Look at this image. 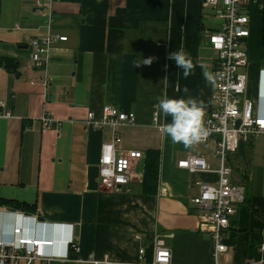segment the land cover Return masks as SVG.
Returning a JSON list of instances; mask_svg holds the SVG:
<instances>
[{
	"label": "crops",
	"instance_id": "0c3cea01",
	"mask_svg": "<svg viewBox=\"0 0 264 264\" xmlns=\"http://www.w3.org/2000/svg\"><path fill=\"white\" fill-rule=\"evenodd\" d=\"M0 2V103L5 104L1 113H11L0 117V201L35 208L0 205V228L11 230L21 223L15 213L22 212L38 217L42 236L56 235L59 241L51 250L62 258L31 264L136 263L141 250L150 263L159 238L174 264H214L211 228L193 204L199 183L218 182L214 142L186 148L153 123L155 114L159 125L171 122L155 107L165 95L203 100L206 113L213 107L212 84L199 63L212 71L214 51L205 31L217 19L203 0H60L50 12L40 0ZM259 13L256 7L249 9L245 43L247 96L254 100L264 95V17ZM50 33L68 40L55 44L48 63L37 68L30 43ZM181 47L197 65L188 78L168 58ZM149 58L151 64L142 63ZM5 60L13 61L12 70ZM105 106L136 117L118 130L117 166L130 172L132 180L114 192L104 191L99 182L101 148L112 131L85 124L89 112L100 117ZM45 116L61 127L44 128ZM151 150L160 152L156 195L142 189ZM189 156L204 158L210 171L180 169L178 162ZM227 163L230 180L243 189L245 199L230 219L229 251L219 264H264V136L241 137ZM71 239L80 252L67 249Z\"/></svg>",
	"mask_w": 264,
	"mask_h": 264
},
{
	"label": "built area",
	"instance_id": "2783aa9c",
	"mask_svg": "<svg viewBox=\"0 0 264 264\" xmlns=\"http://www.w3.org/2000/svg\"><path fill=\"white\" fill-rule=\"evenodd\" d=\"M40 6L51 11L53 4L60 0H40ZM203 7L209 9L217 19L216 25L206 28L207 44L214 51L212 73L221 74L216 84L212 85L211 101L213 107L205 114L204 124L208 129L205 138L199 143L213 140L214 152L220 161L217 184L199 183L200 193L193 199V204L202 211L205 225L211 228V257L214 264H219L223 254L229 251L226 244L227 230L230 219L236 214V205L244 202L243 189L234 185L231 180V168L227 160L230 153H234L239 146L241 137L264 136V112L258 106L260 100L247 96L249 56L245 43L249 38L250 14L249 9L256 7L259 12L264 10V0H203ZM215 29H214V28ZM67 37L48 34L41 39H33L32 61L37 68L44 67L49 60L51 51L58 42H66ZM264 74V69L262 71ZM5 104L0 103V117H10L11 113H1ZM133 113H124L118 109L105 106L100 117L89 112L86 120L87 127L101 130L109 127L112 131L110 142L102 145L99 165V182L101 189L114 192L128 185L132 180L130 172L118 169L117 148L122 139L118 130L122 126L135 123ZM44 128L61 127L60 121L49 116L42 119ZM153 123L159 127V116H153ZM178 167L189 173L209 172L210 166L202 157L189 156L178 162ZM21 223L11 230L7 228V236H3L0 228V264L18 263L25 261L31 264L34 260L49 262L55 257L62 258L61 253L52 252V242L44 233L38 236V225L41 222L37 216H29L22 212L15 213ZM33 224L25 226V223ZM54 227V224L50 225ZM39 231V230H38ZM67 249L80 252V246L75 239L66 241ZM47 249L49 251L47 252ZM264 251V246L261 247ZM145 251L141 250L136 263L126 264H174L172 253L163 238L155 244L153 260H144ZM78 262H83L81 259ZM92 264H115L109 260H92Z\"/></svg>",
	"mask_w": 264,
	"mask_h": 264
},
{
	"label": "clouds",
	"instance_id": "9594fccd",
	"mask_svg": "<svg viewBox=\"0 0 264 264\" xmlns=\"http://www.w3.org/2000/svg\"><path fill=\"white\" fill-rule=\"evenodd\" d=\"M168 58L175 62L177 68L183 70L184 78H188L192 75L197 67L191 56L184 51L183 47L178 51L171 52ZM142 63L151 64L152 58L143 60ZM139 64H137V66ZM199 67L203 70L202 75L205 81L215 85L221 74L212 73L203 62L199 63ZM177 90L179 91V87H177ZM183 91L186 95L189 93V89L186 87ZM263 96L264 95H260L259 97V109L261 112H264L262 105L264 103ZM155 107L162 112L165 117H171V122L161 125L160 131L170 137L173 143H180L186 148H189L201 142L207 135L208 129L204 124L207 106L203 100H198L190 95H188L187 99L169 98L165 95L158 98V103ZM2 232L3 236H7L5 228H3ZM55 236H51L52 238L49 239V241L52 242V246H55L59 241L58 239L55 241Z\"/></svg>",
	"mask_w": 264,
	"mask_h": 264
},
{
	"label": "trees",
	"instance_id": "16d2710c",
	"mask_svg": "<svg viewBox=\"0 0 264 264\" xmlns=\"http://www.w3.org/2000/svg\"><path fill=\"white\" fill-rule=\"evenodd\" d=\"M76 1V0H70ZM1 4V2H0ZM264 17V10L261 12ZM13 61L5 60L4 65L7 68L13 69L12 66ZM159 165H160V152L156 150H151L146 153L145 160V171H144V179L142 184L143 193L147 195H156L158 192L159 185ZM0 205H7L12 208L23 209L25 211L32 210L34 211V207H29L25 204L19 203H10L5 201H0Z\"/></svg>",
	"mask_w": 264,
	"mask_h": 264
},
{
	"label": "water",
	"instance_id": "95a60500",
	"mask_svg": "<svg viewBox=\"0 0 264 264\" xmlns=\"http://www.w3.org/2000/svg\"><path fill=\"white\" fill-rule=\"evenodd\" d=\"M38 10H44L45 11V9H38ZM78 232H79V229H78V227H76V235H78Z\"/></svg>",
	"mask_w": 264,
	"mask_h": 264
},
{
	"label": "bare ground",
	"instance_id": "6f19581e",
	"mask_svg": "<svg viewBox=\"0 0 264 264\" xmlns=\"http://www.w3.org/2000/svg\"><path fill=\"white\" fill-rule=\"evenodd\" d=\"M43 233H38L39 236H41ZM57 240V237L55 238V241Z\"/></svg>",
	"mask_w": 264,
	"mask_h": 264
},
{
	"label": "rangeland",
	"instance_id": "374dc122",
	"mask_svg": "<svg viewBox=\"0 0 264 264\" xmlns=\"http://www.w3.org/2000/svg\"><path fill=\"white\" fill-rule=\"evenodd\" d=\"M211 12V11H210ZM212 13V12H211ZM259 15H262V13H259ZM249 68V67H248ZM247 72H248V70H247Z\"/></svg>",
	"mask_w": 264,
	"mask_h": 264
}]
</instances>
